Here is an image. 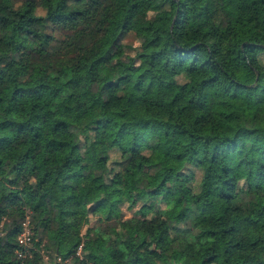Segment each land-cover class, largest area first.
Masks as SVG:
<instances>
[{
  "label": "trees",
  "instance_id": "1",
  "mask_svg": "<svg viewBox=\"0 0 264 264\" xmlns=\"http://www.w3.org/2000/svg\"><path fill=\"white\" fill-rule=\"evenodd\" d=\"M260 54L264 0H0V264H264Z\"/></svg>",
  "mask_w": 264,
  "mask_h": 264
},
{
  "label": "rangeland",
  "instance_id": "2",
  "mask_svg": "<svg viewBox=\"0 0 264 264\" xmlns=\"http://www.w3.org/2000/svg\"><path fill=\"white\" fill-rule=\"evenodd\" d=\"M58 33V32H57ZM124 43H133L132 37L128 34H126V36H124L123 40ZM260 59L262 60V62H264V55L260 54L259 55ZM108 163L110 164L112 161H116L118 159V153L115 149H111L108 152ZM199 173L198 171H194V175H193V180H196L198 177ZM144 203H142L141 201H138L136 203H134L133 205H131V207H127V204L124 203L121 205L120 207V211H121V216L123 219L126 218H131V217H139L140 216V212L139 209L144 207ZM164 204L163 202L160 201H156L154 203H152V207L149 209H144V213L146 217H149L151 215L152 212H154L157 208L159 209H163ZM22 229L20 230V232L18 233L16 239L18 244L20 245V248L18 250H16V253L18 255V257H29L32 258L33 256L36 257V253L38 255V251L36 249H34L31 241H30V234H31V229H30V224L28 221V217H25V220L22 221ZM94 224V217L91 215L87 216V223L84 224L81 229H80V234L82 235L85 231V228H87L89 225ZM40 251V250H39ZM76 254H80V249L77 248L76 250ZM39 255L41 256V262L34 261L32 262V264H49V261L47 260V256L40 251ZM58 260V259H57ZM68 262L66 261V264Z\"/></svg>",
  "mask_w": 264,
  "mask_h": 264
},
{
  "label": "built area",
  "instance_id": "3",
  "mask_svg": "<svg viewBox=\"0 0 264 264\" xmlns=\"http://www.w3.org/2000/svg\"><path fill=\"white\" fill-rule=\"evenodd\" d=\"M79 248V247H78Z\"/></svg>",
  "mask_w": 264,
  "mask_h": 264
}]
</instances>
